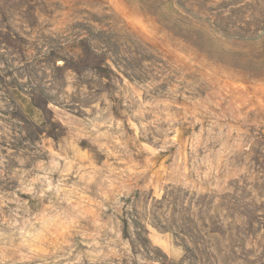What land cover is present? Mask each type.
I'll return each mask as SVG.
<instances>
[{
	"label": "rangeland",
	"instance_id": "rangeland-1",
	"mask_svg": "<svg viewBox=\"0 0 264 264\" xmlns=\"http://www.w3.org/2000/svg\"><path fill=\"white\" fill-rule=\"evenodd\" d=\"M0 264H264V0H0Z\"/></svg>",
	"mask_w": 264,
	"mask_h": 264
}]
</instances>
